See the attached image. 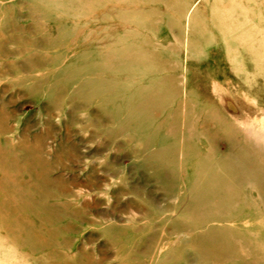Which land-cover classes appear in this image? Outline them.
<instances>
[{"label":"rangeland","instance_id":"1","mask_svg":"<svg viewBox=\"0 0 264 264\" xmlns=\"http://www.w3.org/2000/svg\"><path fill=\"white\" fill-rule=\"evenodd\" d=\"M262 47L264 0H0V264H264Z\"/></svg>","mask_w":264,"mask_h":264},{"label":"bare ground","instance_id":"2","mask_svg":"<svg viewBox=\"0 0 264 264\" xmlns=\"http://www.w3.org/2000/svg\"><path fill=\"white\" fill-rule=\"evenodd\" d=\"M262 52L264 51V47L261 48ZM250 52V51H249ZM249 54V58L251 63L258 68V71L263 72L264 73V69L260 68V66H263L262 64H264V59L262 58V55L259 57L256 55V53L253 52V50L248 53ZM262 63V64H261Z\"/></svg>","mask_w":264,"mask_h":264}]
</instances>
